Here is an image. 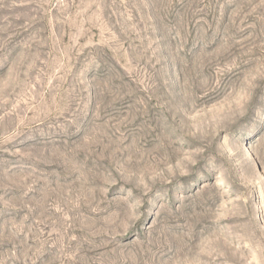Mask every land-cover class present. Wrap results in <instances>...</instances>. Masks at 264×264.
<instances>
[{"label":"rangeland","instance_id":"1","mask_svg":"<svg viewBox=\"0 0 264 264\" xmlns=\"http://www.w3.org/2000/svg\"><path fill=\"white\" fill-rule=\"evenodd\" d=\"M0 264H264V0H0Z\"/></svg>","mask_w":264,"mask_h":264}]
</instances>
